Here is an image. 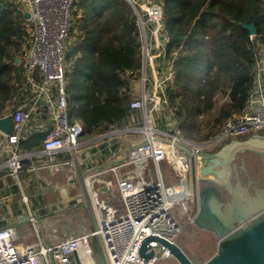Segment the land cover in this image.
Returning a JSON list of instances; mask_svg holds the SVG:
<instances>
[{
	"label": "built area",
	"instance_id": "2783aa9c",
	"mask_svg": "<svg viewBox=\"0 0 264 264\" xmlns=\"http://www.w3.org/2000/svg\"><path fill=\"white\" fill-rule=\"evenodd\" d=\"M77 1H1L14 7L26 31L28 45L14 61L19 78L13 81L12 105L4 115H11L12 131L6 134L0 130V149L6 155L1 166L8 169L9 174L17 175L23 170V159L27 155L20 149L19 142L31 133V130L26 131V126L35 116L46 117L49 122L48 125L40 122L32 130L46 133L35 152L46 156L48 163L43 167L51 173L64 170L68 162L55 161V156L76 150L85 132L82 121L69 118L65 90L66 53L75 27L72 15ZM125 1L135 15L140 43L139 67L134 73L127 71L124 75L131 88L124 125H110L103 134L126 133L141 137L137 136L127 146H118L112 162L102 171L114 176L121 207L98 197L93 188L96 174L90 169L84 178L87 195L84 204L96 226L91 224L80 234L55 244L39 241L23 244L15 227H1L0 264H96L94 236L99 239L108 264H156L170 256L168 248L158 239L176 243L181 231L170 215L171 208L180 204L185 212L192 202L197 209V197L193 198L186 185L188 158L193 157L195 171L197 150L206 151L215 142L230 136L264 130V44L255 34H249L254 53L253 85L243 111L225 118L213 138L197 143L185 137L171 120L167 89L173 86L177 76L176 51L167 49L170 34L165 25V0ZM164 119L167 126L163 129L159 124ZM161 161L171 165L177 182L164 181L158 167ZM149 162L154 163L155 173L149 171ZM194 180L196 183L195 176ZM110 184L106 182L104 190H108ZM149 237L153 239L147 242L144 254L152 251L153 255L146 258L140 254V248Z\"/></svg>",
	"mask_w": 264,
	"mask_h": 264
},
{
	"label": "trees",
	"instance_id": "16d2710c",
	"mask_svg": "<svg viewBox=\"0 0 264 264\" xmlns=\"http://www.w3.org/2000/svg\"><path fill=\"white\" fill-rule=\"evenodd\" d=\"M1 1L0 105H4L11 102L13 80L19 78L15 53L20 52L26 31L14 7ZM76 8L83 15L78 40L66 53L69 118L82 121L87 132L104 131L129 113L131 88L124 75L139 67L135 15L125 0H78ZM163 11L170 34L167 49L176 51L177 76L167 89L171 118L185 134L196 129L199 135L207 126L202 139L209 140L225 118L245 107L253 85L254 53L249 32L241 24L253 23L255 38L264 44V0H165ZM218 94L226 96L219 106ZM45 135L36 132L21 139L20 149H39Z\"/></svg>",
	"mask_w": 264,
	"mask_h": 264
},
{
	"label": "crops",
	"instance_id": "0c3cea01",
	"mask_svg": "<svg viewBox=\"0 0 264 264\" xmlns=\"http://www.w3.org/2000/svg\"><path fill=\"white\" fill-rule=\"evenodd\" d=\"M22 49L24 52L27 48L22 47ZM15 79L16 77L14 80ZM9 102L10 101L7 100L4 105H0V117L10 111L11 105ZM171 120L173 123L177 124L175 118ZM125 121L126 120L122 121L120 124H113L112 126L122 127ZM40 122L45 125L49 124L46 117L35 116L27 123L26 131L31 130L28 136L38 132H34L32 129ZM165 123L164 121V126L166 127L167 125H165ZM159 127H162V123L159 124ZM134 138L135 136L132 137L129 134L121 135L109 133L105 135L102 130H90L89 132L85 130L76 150H72L71 152H60L55 156V161L68 162L64 170L56 173H51L47 168L43 167L48 163L46 156L34 150L24 151L27 156L23 159L24 167L21 172L17 175L9 174V170L3 169L1 166V163L6 159V155L0 149V228L6 226L15 227L18 239L23 244H26V242L23 240L22 235L27 230L32 231L36 237L32 242L39 241L44 243L40 230L37 227V225H40L43 221L44 215L60 212L64 209L70 207L74 208L76 206L87 209L84 204V202L87 201V195H85L84 192V178L86 172L90 169L91 172L96 174L93 188L98 192V197L109 202L113 206L121 207L120 198V203H117L119 194L116 192L114 176L102 171L112 162L114 150H116L118 146L129 145L134 141ZM161 164L172 172L171 165L166 161H161L158 165L161 172ZM33 166H38L40 168L32 169L31 167ZM148 169L150 172L155 173L154 163L149 162ZM196 172L198 173V164L197 170L194 171L195 179H198V174H195ZM172 174L175 176L173 172ZM172 178L173 177L167 173L168 181L172 180ZM108 181H110L111 184L108 190H104V188H106L105 183ZM194 185L195 190L191 192L193 193V198L196 199V197L198 198V184L197 182L195 183V180ZM24 198L26 199L24 200ZM31 217L34 219L32 220ZM88 217L90 222L86 227L87 229L92 224V213H88ZM27 222H30L32 226H26Z\"/></svg>",
	"mask_w": 264,
	"mask_h": 264
},
{
	"label": "water",
	"instance_id": "95a60500",
	"mask_svg": "<svg viewBox=\"0 0 264 264\" xmlns=\"http://www.w3.org/2000/svg\"><path fill=\"white\" fill-rule=\"evenodd\" d=\"M241 27L249 34L256 33L253 23L241 24ZM0 130L6 134L11 133V115L0 117ZM254 141L260 145L256 146ZM238 146L244 147L242 149H258V153L264 156V130L256 132L252 138L235 142L232 148ZM209 157L208 152L197 150L198 178L200 175L203 182L213 185L198 190L197 209L191 222L197 228L213 233L217 240L215 253L202 264H264V183L258 187L249 178L246 183L237 179L235 187L228 189L229 198L225 199L219 187L225 185L220 181L226 171L222 169V174H218L213 170L215 160ZM210 169L213 171H208ZM208 175H214L217 180L208 178ZM225 181L230 184L229 177ZM95 226L96 221L93 218L92 227ZM150 239L153 238H147L140 248V254L146 258L153 255L152 251L144 254ZM158 240L168 248L170 255L179 264H194L192 258L179 245L163 239ZM92 245L96 264H108L96 236L92 238Z\"/></svg>",
	"mask_w": 264,
	"mask_h": 264
},
{
	"label": "rangeland",
	"instance_id": "374dc122",
	"mask_svg": "<svg viewBox=\"0 0 264 264\" xmlns=\"http://www.w3.org/2000/svg\"><path fill=\"white\" fill-rule=\"evenodd\" d=\"M1 1V0H0ZM77 10V11H76ZM82 10L75 9L72 15V20L75 22V31L71 36L70 43L68 48H71L73 44L76 42L77 34L79 33L78 28L80 25L78 24L79 18L81 19ZM81 23V22H80ZM27 35L25 33L22 47L27 48ZM20 48V52H16V56H21L23 54V49ZM67 61V65H68ZM226 96L218 94L216 105L219 106L221 100H224ZM12 105V102L10 103ZM208 131L207 126L203 129L201 134H196V129L193 131L184 134L188 137V139L194 142H204L203 137L205 135V131ZM183 131V130H182ZM198 133V132H197ZM126 133H123L125 135ZM183 134V135H184ZM140 136L141 135H137ZM135 136V138L137 137ZM121 147H123L121 145ZM188 164V172H187V180L186 185L190 191L195 190L194 185V160L193 157H189L187 160ZM163 179L166 183H175L177 182V178L172 174V172L163 167L161 164ZM167 173L172 176V180L168 181ZM117 192V191H116ZM115 192V193H116ZM117 197V196H116ZM117 203L119 202V197H117ZM116 202V200H115ZM193 206V205H192ZM25 208V206H24ZM89 208L85 209L84 207H70L64 209L60 212L49 213L44 215L43 221L37 227L40 230V234L44 244H55L58 243L68 237L76 236L83 232L85 228L89 225L90 219L88 217ZM194 206L191 210L185 211L183 210L180 204L173 206L170 210V215L172 219L180 226L181 231L179 236L177 237L176 244L180 246V248L185 251L191 258L194 264H202L205 262L210 256L213 255L216 251L217 240L213 233L197 228L192 222V218L194 215ZM26 226H32L30 222L26 223ZM23 240L27 243L32 242L36 237L32 233V231L27 230L22 235ZM156 264H179L171 255L168 257H164L160 259Z\"/></svg>",
	"mask_w": 264,
	"mask_h": 264
},
{
	"label": "flooded vegetation",
	"instance_id": "af4514ba",
	"mask_svg": "<svg viewBox=\"0 0 264 264\" xmlns=\"http://www.w3.org/2000/svg\"><path fill=\"white\" fill-rule=\"evenodd\" d=\"M256 134L255 131H249L242 135H235L224 138L215 142L209 149L206 150L210 154V159L215 160V167L213 170L217 171L218 174H222L220 171L224 169L225 176L223 180L220 182H224V186L219 187L222 191L223 198L228 199V189L235 187V183L237 179L242 180L244 183L247 182V179L254 181V185L260 186L264 183V156L258 153V149L249 150V149H242L244 147L238 146L232 148L233 144L237 141L247 140L249 138L254 137ZM256 146L260 145L256 141L253 142ZM212 169L208 171H213ZM229 177L228 184L225 180ZM208 178L216 179L213 175H208ZM217 180V179H216ZM198 184L197 188V196L198 190L203 188L204 186H212L213 184H208L202 181L200 175L199 178L196 180ZM252 183L250 184V188H252ZM194 206V214L196 212L195 203L192 204L190 202L186 207V211H189ZM194 216V215H193Z\"/></svg>",
	"mask_w": 264,
	"mask_h": 264
}]
</instances>
